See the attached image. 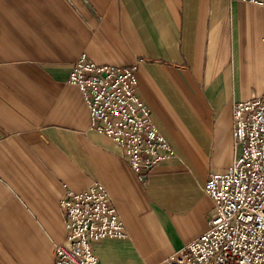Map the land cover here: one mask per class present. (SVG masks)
<instances>
[{
	"label": "crops",
	"instance_id": "0c3cea01",
	"mask_svg": "<svg viewBox=\"0 0 264 264\" xmlns=\"http://www.w3.org/2000/svg\"><path fill=\"white\" fill-rule=\"evenodd\" d=\"M135 67L176 156L141 180L90 128L75 61ZM264 95V6L245 0H0V264H55L62 201L100 184L126 236L99 264H164L208 230L203 187L234 159L233 109Z\"/></svg>",
	"mask_w": 264,
	"mask_h": 264
},
{
	"label": "built area",
	"instance_id": "2783aa9c",
	"mask_svg": "<svg viewBox=\"0 0 264 264\" xmlns=\"http://www.w3.org/2000/svg\"><path fill=\"white\" fill-rule=\"evenodd\" d=\"M245 1L264 6V0ZM68 82L83 96L90 128L123 149L139 179L175 156L137 93L135 67L97 64L81 55ZM232 116V164L212 173L203 187L213 203L208 230L164 264H264V95L237 103ZM61 204L67 236L55 245V264H99L93 245L126 236L99 184L70 191Z\"/></svg>",
	"mask_w": 264,
	"mask_h": 264
},
{
	"label": "rangeland",
	"instance_id": "374dc122",
	"mask_svg": "<svg viewBox=\"0 0 264 264\" xmlns=\"http://www.w3.org/2000/svg\"><path fill=\"white\" fill-rule=\"evenodd\" d=\"M150 113H151V112H150ZM151 118H152V117H151ZM152 121H153V120H152ZM153 123H154V122H153ZM155 126H156V125H155ZM157 129H158V128H157ZM158 131H159V130H158ZM159 132H160V131H159ZM171 147H172V146H171ZM173 150H174V149H173ZM175 156H176V153H175ZM175 156H173V157H175ZM173 157H171V158H173ZM169 159H170V158H169ZM167 160H168V159H167ZM94 185H95V184H94ZM99 185H100V184H99ZM92 186H93V185H92ZM101 186H102V185H101ZM173 255H174V254H173ZM167 258H168V257H167ZM167 258H166V259H167ZM166 259H165V260H166ZM165 260H164V261H165ZM163 263H164V262H163Z\"/></svg>",
	"mask_w": 264,
	"mask_h": 264
}]
</instances>
